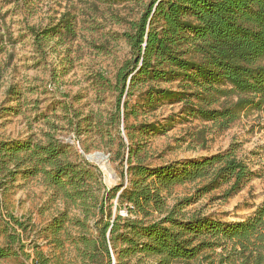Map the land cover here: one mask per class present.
I'll return each mask as SVG.
<instances>
[{"label": "trees", "instance_id": "trees-1", "mask_svg": "<svg viewBox=\"0 0 264 264\" xmlns=\"http://www.w3.org/2000/svg\"><path fill=\"white\" fill-rule=\"evenodd\" d=\"M99 1L139 8L136 18L124 20L127 29L120 35L129 57L112 82L100 79L115 96L105 126L117 128L164 103L180 104L185 121L211 124L219 132L246 113L264 112V0ZM28 30L37 45L76 36L74 18L66 13L54 25ZM91 118L74 113L68 125L79 136L81 123L89 128ZM102 123L98 117L97 126ZM125 129L132 128L127 124ZM136 129L165 132L154 124ZM44 137L0 141V181L7 187L17 178H38L63 205L46 228L62 257L68 243L81 264H264V202L233 223L186 211L223 187L221 198L227 200L258 178L233 145L208 157L154 167L129 149L125 185L106 189L100 174L71 145L51 132ZM127 138L134 136L128 132ZM186 185L193 186L192 194L169 206L171 192ZM28 226L29 221L0 211V261L31 257L24 253L22 235ZM53 257L35 250L31 264H59Z\"/></svg>", "mask_w": 264, "mask_h": 264}, {"label": "rangeland", "instance_id": "rangeland-1", "mask_svg": "<svg viewBox=\"0 0 264 264\" xmlns=\"http://www.w3.org/2000/svg\"><path fill=\"white\" fill-rule=\"evenodd\" d=\"M138 12L133 4L110 7L99 0H0V141H43L44 135L51 132L71 145L83 160L81 153H101L104 160L93 156V161L87 162L100 174L106 189L125 185L129 149L144 165L154 167L208 157L233 145L238 158L246 161L258 178L227 200L221 198L226 189L223 187L186 211L199 210L228 223L246 219L264 202V112L246 113L228 130L219 132L211 124L185 121L180 104L164 103L151 114L129 119L130 131L123 122L117 128L104 125L114 110L115 96L100 79L112 82L129 57V48L120 35L127 29L124 20L136 18ZM65 13L74 18L75 38L34 44L28 28H47ZM74 113H79L80 119L92 116L89 128L81 123L79 136L68 125ZM98 117L103 118L99 127ZM168 119L172 121L167 123ZM141 123L154 124L165 132L141 134L136 129ZM128 132L134 136L132 141L127 138ZM2 182L0 211L10 212L22 222L29 221L22 235L24 253L31 257L26 260L19 254L0 264H31L35 250L49 258L56 255L59 264H81L68 243L64 257L50 243L46 228L64 207L41 180L17 178L7 187ZM192 192V185L177 187L167 204L171 206ZM119 214L125 216L126 211ZM68 227L72 234L77 230Z\"/></svg>", "mask_w": 264, "mask_h": 264}, {"label": "water", "instance_id": "water-1", "mask_svg": "<svg viewBox=\"0 0 264 264\" xmlns=\"http://www.w3.org/2000/svg\"><path fill=\"white\" fill-rule=\"evenodd\" d=\"M81 155L83 156V158H84L86 161H91V159H92L93 156H100V157H102V158H105V157L103 156V154H101V153H96V154H94V155H85V154L81 153Z\"/></svg>", "mask_w": 264, "mask_h": 264}, {"label": "bare ground", "instance_id": "bare-ground-1", "mask_svg": "<svg viewBox=\"0 0 264 264\" xmlns=\"http://www.w3.org/2000/svg\"><path fill=\"white\" fill-rule=\"evenodd\" d=\"M96 157H99L98 159L99 160H104L105 158H102V157H100V156H96ZM91 161H93V158L91 159Z\"/></svg>", "mask_w": 264, "mask_h": 264}]
</instances>
